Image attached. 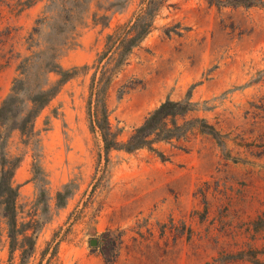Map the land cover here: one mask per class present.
Segmentation results:
<instances>
[{"label": "rangeland", "instance_id": "rangeland-1", "mask_svg": "<svg viewBox=\"0 0 264 264\" xmlns=\"http://www.w3.org/2000/svg\"><path fill=\"white\" fill-rule=\"evenodd\" d=\"M139 1L0 0V104L27 59L39 70L31 90L58 80L44 73L52 65L90 67ZM168 4L113 81L110 126L125 140L160 103L190 94L216 137L192 131L105 163L87 119L93 69L80 70L28 140L11 135L19 221L35 213L40 227L21 262L18 251L9 261L2 224L0 264H264V0Z\"/></svg>", "mask_w": 264, "mask_h": 264}, {"label": "trees", "instance_id": "trees-1", "mask_svg": "<svg viewBox=\"0 0 264 264\" xmlns=\"http://www.w3.org/2000/svg\"><path fill=\"white\" fill-rule=\"evenodd\" d=\"M168 1L140 0L139 9L132 18L125 24L117 25L106 35L104 49L90 67L85 65L81 69L64 70L58 65H52L44 73H55L58 80L47 88L30 89L31 79L38 76L39 72L36 71L32 58L25 60L19 67L21 78L14 81L11 93L0 104V227L2 224L6 227L9 261L15 251L19 252L21 262L31 256L40 227V220L35 213L27 215V220L19 221L18 190L13 177L21 158L12 156L8 151L11 135L17 131L23 140H28L33 135V123L40 111L53 99L61 86L76 77L80 70L93 69L88 89L87 119L90 132L100 137V157L104 158L105 163H108V155L112 150L127 153L142 149L156 151V144L173 140L186 141L192 131L216 137L217 132L212 125L192 116L196 105L190 100V94L183 101L167 99L160 103L125 140H120L110 126L108 98L113 81L127 65L133 51L153 31L155 19L161 10L171 6ZM207 1L213 3L216 0ZM64 195L57 192L59 204H62L60 201Z\"/></svg>", "mask_w": 264, "mask_h": 264}, {"label": "water", "instance_id": "water-1", "mask_svg": "<svg viewBox=\"0 0 264 264\" xmlns=\"http://www.w3.org/2000/svg\"><path fill=\"white\" fill-rule=\"evenodd\" d=\"M90 245L92 246V247H95L96 245H97V240L95 239V238H93V239H91L90 240Z\"/></svg>", "mask_w": 264, "mask_h": 264}]
</instances>
